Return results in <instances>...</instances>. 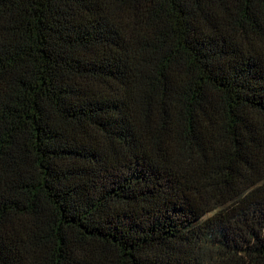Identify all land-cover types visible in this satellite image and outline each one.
<instances>
[{
	"label": "trees",
	"instance_id": "1",
	"mask_svg": "<svg viewBox=\"0 0 264 264\" xmlns=\"http://www.w3.org/2000/svg\"><path fill=\"white\" fill-rule=\"evenodd\" d=\"M0 264H264V0H0Z\"/></svg>",
	"mask_w": 264,
	"mask_h": 264
}]
</instances>
